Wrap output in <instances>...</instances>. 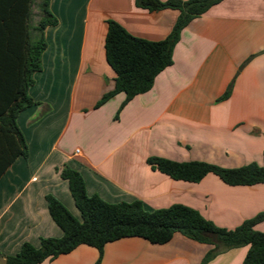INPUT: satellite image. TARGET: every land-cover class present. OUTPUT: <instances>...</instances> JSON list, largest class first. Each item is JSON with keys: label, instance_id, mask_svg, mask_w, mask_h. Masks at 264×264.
Wrapping results in <instances>:
<instances>
[{"label": "crops", "instance_id": "1", "mask_svg": "<svg viewBox=\"0 0 264 264\" xmlns=\"http://www.w3.org/2000/svg\"><path fill=\"white\" fill-rule=\"evenodd\" d=\"M40 3L0 0V106L24 78L28 83ZM50 11L58 23L44 30L42 70L27 85L39 104L17 117L29 155L0 177V264L24 243L38 248L42 238L63 236L46 196L78 210L57 171L65 166L82 175L89 196L109 203L140 200L148 210L182 204L229 230L264 212V184L229 186L212 174L198 183L177 181L147 164L154 156L264 166V0H223L192 20L174 47L173 64L122 109L124 93L97 106L115 87L105 54L107 22L161 41L179 12H150L135 0H50ZM231 84L229 98L220 100ZM255 228L264 232V221ZM213 248L181 233L165 244L124 238L106 244L100 264H204ZM248 249H230L205 264H242ZM98 257L96 248L80 245L41 264H95Z\"/></svg>", "mask_w": 264, "mask_h": 264}, {"label": "trees", "instance_id": "2", "mask_svg": "<svg viewBox=\"0 0 264 264\" xmlns=\"http://www.w3.org/2000/svg\"><path fill=\"white\" fill-rule=\"evenodd\" d=\"M223 0H135L138 8L150 12L173 9L179 16L171 33L161 41H150L135 37L123 26L109 20L105 38L107 63L115 73V87L103 96L97 106L102 105L118 93L126 95L122 109L137 95L152 89L156 77L173 64V50L179 42L184 28L195 18L205 14ZM50 0H41V18L37 26L38 39L30 43L28 73L23 87L8 105L0 106V177L13 162L28 158L29 149L25 137L17 125L21 111L35 104L27 95V85L34 83L33 74L42 69L41 54L46 48L44 29L56 26L57 18L49 10ZM232 84L220 100L229 98ZM149 167L177 181L198 183L207 175L218 177L229 186H253L264 184V166L256 162L238 168H224L204 161L178 162L162 157L147 158ZM66 180L79 211L74 216L59 200L47 195L49 213L62 229L61 238H42L40 246L24 243L16 255L6 256L5 264H41L60 255L68 254L80 245L94 247L99 252L95 264H100L106 244L124 238H143L152 244L168 243L175 233L200 243L214 246L204 264L218 254L233 248L249 246L242 264H264V232L255 227L264 221V212L245 220L234 229L217 226L199 211L174 204L169 208L148 210L140 200L109 203L99 195L89 196L82 175L65 166L57 169Z\"/></svg>", "mask_w": 264, "mask_h": 264}, {"label": "rangeland", "instance_id": "3", "mask_svg": "<svg viewBox=\"0 0 264 264\" xmlns=\"http://www.w3.org/2000/svg\"><path fill=\"white\" fill-rule=\"evenodd\" d=\"M34 10H35V15H37L38 12L41 13L40 9H38V4L35 6ZM49 10H50V4H49ZM36 11H38V12H36ZM51 13H52V12H51ZM52 14H53V13H52ZM54 16H55V15H54ZM47 27H49V26H47ZM47 27H46V28H47ZM46 28H45V29H46ZM45 29H44V30H45ZM43 34H44V32H43ZM44 40H45V38H44ZM45 43H46V47H47V42L45 41ZM41 67H42V64H41ZM41 70H42V69H41ZM41 70H40V71H41ZM40 71H38V72H40ZM35 73H37V72H35ZM35 73H34V74H35ZM34 74H33V80H34ZM34 83H35V80H34ZM34 83H33V84H34ZM33 84H32V85H33ZM32 85H31V86H32ZM30 98H32V97H30ZM32 99H33V98H32ZM33 101L35 102V104H33L32 106H35V105H38V104H39V102L35 101L34 99H33ZM32 106H30V107H32ZM221 162H222V160H221ZM223 162H225V163H229L228 161H223ZM229 164H230V163H229ZM217 165H218V166H221V165H219V164H217ZM221 167H224V168H238V167H234V166H233V167H225V166H221ZM240 167H241V166H240ZM64 206H65V205H64ZM65 207H66V206H65ZM66 208H67V207H66ZM67 209L70 211L69 208H67ZM70 212L72 213V211H70ZM74 213L77 214L78 216L80 215L78 210H76ZM74 213H72V214H74Z\"/></svg>", "mask_w": 264, "mask_h": 264}]
</instances>
